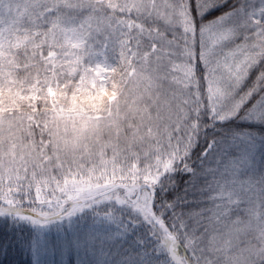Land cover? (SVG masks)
Wrapping results in <instances>:
<instances>
[{
  "label": "snow or ice",
  "instance_id": "6c2138e0",
  "mask_svg": "<svg viewBox=\"0 0 264 264\" xmlns=\"http://www.w3.org/2000/svg\"><path fill=\"white\" fill-rule=\"evenodd\" d=\"M11 252L264 264V0H0Z\"/></svg>",
  "mask_w": 264,
  "mask_h": 264
},
{
  "label": "trees",
  "instance_id": "16d2710c",
  "mask_svg": "<svg viewBox=\"0 0 264 264\" xmlns=\"http://www.w3.org/2000/svg\"><path fill=\"white\" fill-rule=\"evenodd\" d=\"M27 262L28 257L19 252H11L7 255L0 254V264H27Z\"/></svg>",
  "mask_w": 264,
  "mask_h": 264
},
{
  "label": "rangeland",
  "instance_id": "374dc122",
  "mask_svg": "<svg viewBox=\"0 0 264 264\" xmlns=\"http://www.w3.org/2000/svg\"><path fill=\"white\" fill-rule=\"evenodd\" d=\"M74 254H75V253L72 254V259H73V261H75V259H76V256H75ZM53 259L58 260L59 257L57 256V257H54ZM65 259L67 260V257H65Z\"/></svg>",
  "mask_w": 264,
  "mask_h": 264
}]
</instances>
